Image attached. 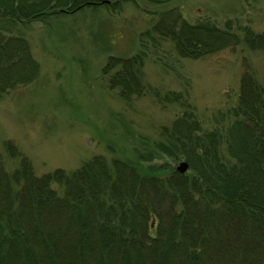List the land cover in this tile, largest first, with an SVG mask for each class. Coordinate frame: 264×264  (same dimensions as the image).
<instances>
[{
    "label": "trees",
    "instance_id": "obj_1",
    "mask_svg": "<svg viewBox=\"0 0 264 264\" xmlns=\"http://www.w3.org/2000/svg\"><path fill=\"white\" fill-rule=\"evenodd\" d=\"M110 1L0 0V99L40 74L22 28L85 8L114 10L123 0ZM124 1L139 7L173 0ZM142 9L158 17L152 31L184 58L241 42L264 49V30L241 36L209 21L191 23L178 6ZM144 64V52L110 55L102 71L124 100L160 96L145 83ZM163 99L183 110L163 127L166 139L154 149L187 160L186 173L166 162L145 166L98 155L71 171L37 175L15 142L3 141L0 264H264V87L247 68L230 119L215 129L203 128L182 93L169 91ZM153 152L139 157L150 161Z\"/></svg>",
    "mask_w": 264,
    "mask_h": 264
},
{
    "label": "rangeland",
    "instance_id": "obj_2",
    "mask_svg": "<svg viewBox=\"0 0 264 264\" xmlns=\"http://www.w3.org/2000/svg\"><path fill=\"white\" fill-rule=\"evenodd\" d=\"M121 2L114 10L85 8L21 29L40 74L0 99L4 157L8 159L3 141L9 139L31 159L39 175L57 168L74 170L98 155L176 167L185 159L175 161L154 149L165 138L163 127L183 110L178 102L165 101L164 93L188 97L203 128L215 129L230 119L247 68L264 87V49L241 42L200 59L184 58L171 40L152 31L158 17L142 9L178 6L191 23L209 21L243 36L246 29L264 30V0H173L164 6L139 7ZM139 52L145 53V83L162 94L149 92L127 101L109 88L102 68L110 55ZM151 149L155 156L150 161L139 157Z\"/></svg>",
    "mask_w": 264,
    "mask_h": 264
},
{
    "label": "water",
    "instance_id": "obj_3",
    "mask_svg": "<svg viewBox=\"0 0 264 264\" xmlns=\"http://www.w3.org/2000/svg\"><path fill=\"white\" fill-rule=\"evenodd\" d=\"M104 2H109V0H104ZM188 169H189V163L187 161H182L177 166V170H179L182 173H186Z\"/></svg>",
    "mask_w": 264,
    "mask_h": 264
},
{
    "label": "bare ground",
    "instance_id": "obj_4",
    "mask_svg": "<svg viewBox=\"0 0 264 264\" xmlns=\"http://www.w3.org/2000/svg\"><path fill=\"white\" fill-rule=\"evenodd\" d=\"M111 2V1H110ZM74 13V12H73ZM62 14V13H61ZM63 14H70V13H63ZM56 15H58V14H56ZM53 16H55V15H53ZM51 20V19H50ZM49 20V21H50ZM48 21V22H49ZM48 22H39V23H44V24H46V23H48ZM29 158V157H28ZM29 160L31 161V159L29 158ZM183 161H186V160H183ZM180 162H182V161H180ZM179 162V163H180ZM31 163H32V161H31ZM189 163V162H188ZM32 165H33V163H32ZM178 166V165H177ZM177 166H176V169H177ZM33 167H34V165H33ZM189 167H190V164H189ZM34 170H35V168H34ZM177 171H179V170H177ZM189 171V169L186 171V172H188ZM180 172V171H179ZM35 173H36V171H35ZM48 173V172H47ZM180 173H182V172H180ZM37 174V173H36ZM44 174V173H43ZM37 175H39V174H37ZM42 175V174H41Z\"/></svg>",
    "mask_w": 264,
    "mask_h": 264
}]
</instances>
